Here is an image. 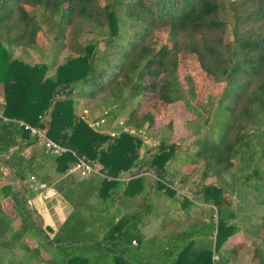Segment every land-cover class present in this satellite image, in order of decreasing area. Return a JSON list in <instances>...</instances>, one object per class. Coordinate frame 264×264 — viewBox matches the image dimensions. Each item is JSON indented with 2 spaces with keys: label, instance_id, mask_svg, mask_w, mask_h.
<instances>
[{
  "label": "trees",
  "instance_id": "trees-1",
  "mask_svg": "<svg viewBox=\"0 0 264 264\" xmlns=\"http://www.w3.org/2000/svg\"><path fill=\"white\" fill-rule=\"evenodd\" d=\"M17 46L43 60L15 56ZM102 92V109L89 108L100 110L91 122L105 119L95 129L77 111ZM157 120L159 144L139 155L140 133ZM20 122L67 151L53 154ZM177 123L186 145L166 136ZM77 157L98 173L76 179ZM198 164L194 194L209 206L205 217L194 200L178 199L182 213L161 220L169 232L160 248L142 227L175 195V175L183 182L180 170ZM28 178L69 206L60 225L33 219ZM238 198L239 210L264 206V0H0V264H233L246 245L228 242ZM121 199L127 209H115ZM20 242L28 262L6 258ZM250 247V264H264V250Z\"/></svg>",
  "mask_w": 264,
  "mask_h": 264
},
{
  "label": "rangeland",
  "instance_id": "rangeland-1",
  "mask_svg": "<svg viewBox=\"0 0 264 264\" xmlns=\"http://www.w3.org/2000/svg\"><path fill=\"white\" fill-rule=\"evenodd\" d=\"M221 16H223L225 19L229 18V14L227 12H222ZM87 29H89V27H87ZM69 34V33H68ZM165 36L162 37L159 41V44L165 42ZM86 36H83L81 38V42H84ZM231 35H230V29H227V35H226V39H230ZM67 43V42H65ZM44 47V46H43ZM47 48V46L45 45V49ZM14 53L15 56H21L25 61L30 62V63H37L43 60V55L35 50V49H28L27 51L22 50L21 47H15L14 48ZM68 54V47H66L65 49H63L58 57L59 62H62V60L64 59L63 57L65 55ZM54 73V69L50 70V74L52 75ZM192 73L194 74L193 79L195 81H199V82H206V76L205 75H200L202 73H199L196 71V69L192 70ZM109 100V95H107V93L102 92L99 95H97L93 100L88 101L89 105L87 110L88 111H77V114H80L81 116H83L87 122H91V120L95 117H97L100 114V110L102 109L103 106H101L103 101H107ZM100 104V110L99 109H95L92 108V110H90L89 108L91 106H95L98 107ZM103 105V104H102ZM87 107V106H86ZM90 110V111H89ZM117 124L120 126V128L122 129H131L128 128L126 126L123 125V120H118ZM109 127L110 126H105L104 129H101L102 132H106L109 134H112L111 131H109ZM162 128V122L160 120H157L156 123L154 124L153 127L144 130V132L140 133V138L142 139V143L141 146L139 148V155L143 154V152L145 151V149L147 147H155L159 144L160 141V130ZM166 136H169V139L171 140L172 143L175 142H179L183 145L188 144L189 142V132L182 128V126L177 123L176 125H174L173 127V131H166ZM96 173H98V167H95ZM135 170V169H134ZM202 170V165L198 164L194 169L192 170H187V169H181V174L184 177V181L180 182L179 178L180 176L175 175V183H174V188L176 190V196L173 198H169V197H164L162 198V200L158 201V203L156 204V207L154 209L155 212H153L151 214V216L148 218V220L146 221V225L144 226L145 228V232H146V238H149V235L153 234L154 232H156L158 230V226H160L161 224V219L164 216L165 211L167 210H173L174 208H176V212L182 213L181 210V206L179 204V202H177V200L182 199V198H187L188 200H195V194L194 192H196V188L200 189V187H197V182L199 180L200 177V173ZM73 173V176L76 179H80L83 178L82 176H80L77 170L75 171H70ZM241 173L240 169H236L235 171V175H239ZM88 176V175H87ZM123 176L125 178H128V173L127 174H123ZM10 178V176H9ZM8 178V180H10ZM90 178V177H88ZM30 178L27 179L26 181V185L28 187V189L30 190V192L34 193L33 190H31L30 188L32 187L30 185V182H32L31 180H29ZM33 182H36L34 179H32ZM214 179H207L206 183L209 182H213ZM11 181L13 183L14 186H16L19 189H22V183L19 182V180H16L15 177H11ZM29 183V184H28ZM24 184V183H23ZM47 188V187H46ZM37 192V191H36ZM45 191H42V199H43V203L46 202V194ZM38 194V193H37ZM27 197H28V193H27ZM237 198V197H236ZM31 198H28V200ZM177 199V200H176ZM27 200V203H28ZM237 199H234L233 203L231 204V207L233 209V211L235 212L234 217L230 218L228 220V223L231 224H235L236 225V231L235 233L229 238L228 242L231 245H236L237 242H241L244 238L246 239L244 241V243L246 244L244 246V248H240L234 258V260L232 261L233 264H250V259L252 257V247H250V244L252 241H255V243L259 246L262 250H264V228L262 227L263 221H264V213H263V209L264 206L262 205H249L245 208H243L242 210H239V206H243V202L244 200L241 198H238V203L236 201ZM33 202V201H32ZM31 202V204H32ZM43 203L40 204L39 206V211H32V217L33 219H35V221L41 225L42 221L45 220H49L48 218V214H47V207L43 205ZM45 204V203H44ZM29 205V203H28ZM211 205V204H209ZM199 207V208H198ZM209 206L207 205V203L203 202H198L196 205V211L197 214L201 215V218L204 219V215H205V210H207ZM175 212V213H176ZM40 213V214H39ZM178 214V213H177ZM173 215V214H172ZM15 222H17L18 219H14ZM51 225L56 227L57 226V222L55 221H51ZM47 224V223H46ZM249 229L251 231V233L255 234V235H251L249 234V232L246 230ZM256 234H260L261 238H263V240L256 239ZM22 243L20 242L13 250H6L5 253L6 258L7 259H25L28 262V259L26 258L27 256L25 255L26 253L23 250L22 247ZM213 249V248H212ZM0 254H4V250L0 251ZM230 256V255H228ZM9 257V258H8ZM140 257H144L146 258L145 255H141ZM138 259V258H137ZM213 259L216 260L217 259V255L214 254L213 255Z\"/></svg>",
  "mask_w": 264,
  "mask_h": 264
},
{
  "label": "crops",
  "instance_id": "crops-1",
  "mask_svg": "<svg viewBox=\"0 0 264 264\" xmlns=\"http://www.w3.org/2000/svg\"><path fill=\"white\" fill-rule=\"evenodd\" d=\"M31 181H33L31 178L29 179ZM31 183V182H30ZM29 184V183H28ZM173 188V186H172ZM45 194L47 195L46 196V202L43 203V199H42V191H45ZM37 196L34 200H38V204L40 206L41 203H43L44 207L46 206L47 207V214H48V219L49 220H45V223L47 224H50L51 225V221H55L57 222V226L61 224V222L63 221V219L67 216V214L69 213V206L60 200L59 196L57 195V193H55L51 188L47 187L41 191H38L37 192ZM175 196H176V193H175ZM171 197L173 198L174 200V197ZM177 200V199H176ZM178 202V201H177ZM196 203L198 202H201L203 203L202 201H195ZM123 208L127 209V205H126V202L125 200L121 199V200H118L115 204V209H120L122 210ZM162 220V219H161ZM162 222V221H161ZM146 223L143 225L142 227V232L144 233V235L146 236V232H145V226ZM167 230V229H166ZM169 232V230L167 231H164L161 229L160 226H158V230L156 232H154L153 234L149 235V238H153V237H157L159 238V244L158 246L160 248H163V247H166L167 245V241L165 240L166 239V235L167 233ZM234 260V259H233Z\"/></svg>",
  "mask_w": 264,
  "mask_h": 264
},
{
  "label": "built area",
  "instance_id": "built-area-1",
  "mask_svg": "<svg viewBox=\"0 0 264 264\" xmlns=\"http://www.w3.org/2000/svg\"><path fill=\"white\" fill-rule=\"evenodd\" d=\"M104 122H105V119L101 117L95 121L90 122V125L95 129H100V127L104 124ZM20 124L24 125L26 128H29L34 135L39 136L40 139L44 142L47 149L53 154L59 155L67 151L66 148L62 147L61 145L54 142L53 140L47 138L45 134L39 129L29 126L27 124H24L23 122H20ZM75 170H77L79 172L78 174L82 177H85L89 175L90 173H96L94 166L91 163H89L86 159H84V157H77V160L74 163L71 171H75ZM30 185L32 186L30 189L33 190L34 192L41 191L47 187L45 183L37 182V181L36 182L32 181ZM31 202L32 200H28L29 205H32Z\"/></svg>",
  "mask_w": 264,
  "mask_h": 264
}]
</instances>
